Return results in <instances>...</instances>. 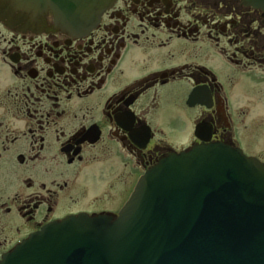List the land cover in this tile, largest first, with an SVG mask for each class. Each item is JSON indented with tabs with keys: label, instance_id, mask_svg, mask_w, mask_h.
<instances>
[{
	"label": "flooded vegetation",
	"instance_id": "flooded-vegetation-1",
	"mask_svg": "<svg viewBox=\"0 0 264 264\" xmlns=\"http://www.w3.org/2000/svg\"><path fill=\"white\" fill-rule=\"evenodd\" d=\"M6 21L0 259L67 217L117 216L171 153L218 143L264 164L262 9L112 0L88 29L62 28L50 10L32 27Z\"/></svg>",
	"mask_w": 264,
	"mask_h": 264
},
{
	"label": "water",
	"instance_id": "water-1",
	"mask_svg": "<svg viewBox=\"0 0 264 264\" xmlns=\"http://www.w3.org/2000/svg\"><path fill=\"white\" fill-rule=\"evenodd\" d=\"M264 11V0H244ZM112 0H0V20L32 27L50 10L68 30L95 25ZM0 264H264V164L213 143L146 171L118 216L67 217Z\"/></svg>",
	"mask_w": 264,
	"mask_h": 264
},
{
	"label": "rangeland",
	"instance_id": "rangeland-1",
	"mask_svg": "<svg viewBox=\"0 0 264 264\" xmlns=\"http://www.w3.org/2000/svg\"><path fill=\"white\" fill-rule=\"evenodd\" d=\"M172 127L178 129V128H183V123L180 120H175L172 123Z\"/></svg>",
	"mask_w": 264,
	"mask_h": 264
}]
</instances>
